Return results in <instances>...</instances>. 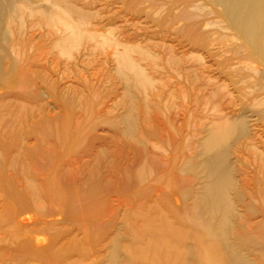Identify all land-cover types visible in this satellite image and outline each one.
<instances>
[{"label":"bare ground","instance_id":"bare-ground-1","mask_svg":"<svg viewBox=\"0 0 264 264\" xmlns=\"http://www.w3.org/2000/svg\"><path fill=\"white\" fill-rule=\"evenodd\" d=\"M82 1L0 0V264L12 263L8 258L11 251L21 257L30 254L44 264H264V0H115L113 5L145 16L148 25L160 33L168 35L175 29L173 32L194 46L206 47L215 35L232 58L239 56L235 72H226L227 78H235L239 85L238 96H232L225 83L205 81L198 72L201 67L182 69L183 60L168 46V65L193 80L192 92L184 94L196 101L197 120L192 131L186 132L190 125L187 127L184 117L181 131L169 133V155L152 150L154 156H160L162 175L148 182L143 172H126L124 186L134 190L140 205L127 215L123 228L116 226L115 233L102 241L94 237L93 244L87 231L70 249L60 244L55 220L48 218L70 217L74 200L96 196L98 183L92 180L87 182V195L71 184L46 190L51 208H45L41 216L25 211L14 220L17 210L42 206L28 195L22 200V192H17L8 178L16 172L24 194L34 183L28 178L30 170L24 158L30 151L25 148L27 128H39L41 134L69 142L71 137L66 127L50 125L45 118L34 120L33 110L12 90L26 89L28 83L36 87L41 81L47 90L55 91L41 77L36 63L30 66L25 60L26 52L37 46L38 40L49 39L58 53L71 57L82 43L96 39L89 4L80 5ZM41 29H46L45 33L36 35ZM30 33L32 39H28ZM136 43H121L110 32L97 44L113 48V70L124 88L120 102L124 113L107 124L141 147L143 161L152 155L148 140L156 139L161 131L153 122V127L146 128L136 116L140 111L160 110L162 103L148 102L155 81L142 65L146 61L159 66V58ZM205 91L208 94L204 95ZM63 101L66 108L74 103L72 99ZM42 224V230L53 233L47 247H41L43 239L34 237L39 229L32 225ZM8 241L19 243V248L12 249ZM58 245L61 254L54 253Z\"/></svg>","mask_w":264,"mask_h":264},{"label":"rangeland","instance_id":"rangeland-1","mask_svg":"<svg viewBox=\"0 0 264 264\" xmlns=\"http://www.w3.org/2000/svg\"><path fill=\"white\" fill-rule=\"evenodd\" d=\"M81 3L89 4L88 14H92L91 22L96 25L92 31L96 37L95 40L82 43L81 47L74 50L71 57L58 53L50 44V40L45 38L38 40L37 46L34 48L31 46L28 51L26 50L25 60L29 62L30 66H33L34 62L36 63L37 71L41 77L45 78L48 84L54 86L55 91L47 90V85L41 81L36 84V87L32 83H28L26 89L12 90L14 95L22 96L26 106L33 110L34 120L45 118L50 125L66 127L71 137V142H69L63 137L58 139L54 136L41 134L39 128L35 130H31L32 127L27 128L28 136L25 148L30 151L26 152L24 158L29 165L28 178L33 179L34 183L32 188H26L27 193L24 194L18 174L11 172L8 178L15 185L14 187H17V192H22V200L26 199V195H28L30 199H36L42 206L37 205L38 207L17 210L13 215L14 220L17 222L25 211L41 216L45 213V208H51L45 192L48 189L71 184L79 193L87 195L90 193L87 182L92 180L98 183L99 193L96 196L92 198L88 196L81 201L74 200L76 203L75 214H71L70 217L66 216L69 218L60 215H56L52 219L48 218L50 221L55 220L54 227L61 236L59 242L64 246V249H70L73 245L72 242L85 237L86 231L90 243L93 244L94 237L95 240L102 241L103 238L111 237L115 233L116 226L122 229L127 215L132 210H137L140 205V198L135 195L134 190L124 186L126 172H143L146 174L148 182L153 181L164 172L162 166L160 168L158 165L160 157L158 155L167 156L165 151H169V133H174L177 129L181 131L184 117L186 120L188 119L187 127L191 126L187 128L186 132L192 131L197 120L194 117L196 101L190 96L186 98L184 93L187 90L192 92L193 80L185 77L187 75L184 71L176 72L168 65L166 59L168 56L165 52L167 49L165 48L171 46L175 55L183 60L182 69L194 67L198 70L201 67L198 72H202V78L205 81L225 83L228 91L235 98L238 96L239 86L234 83L235 78L230 80L226 75V72H235V68L239 67V56L232 58L227 53L228 48L224 47L215 35L211 36L212 39L210 38L207 43V45L210 44V47L207 45L206 47H197L189 40L187 42V39L178 35L177 32H173L175 29H172L168 35L160 33V30L152 24L148 25L145 16H138L133 12L126 11L122 5H113L115 0H83L79 4L81 5ZM41 30L36 35H42L46 29ZM110 32L121 43L132 42L130 44L133 45L137 42L135 45L139 44L148 48L159 58V66H152L146 61L142 62L148 74L155 81V90L149 92L148 102L153 103L160 100L162 103L160 110L140 111L136 116L137 121L144 124L146 128H151L155 123L158 130L161 131L160 136L156 139L148 140L146 146L153 156L150 155L149 159L143 161L139 155L141 147H138L132 140L123 139L107 124L108 120H118L124 113L123 107L120 105L124 97V88L114 72L116 63L112 57L113 48L106 46L104 49L97 44L103 36ZM28 36V39H32L31 33ZM220 49L226 51L223 52ZM227 61L230 65L225 67ZM34 92L35 94H32ZM207 92L205 91L204 95ZM171 94H173V100L169 96ZM64 99L73 100L74 103L70 108L64 106ZM192 113H194L193 116ZM198 115L201 116L203 113L198 111ZM154 146L159 149L156 151ZM152 150L158 155L154 156ZM51 157L53 161L50 159ZM142 162L148 163L143 166ZM25 177L27 179V176ZM1 190L2 188L0 195H3ZM144 192L146 193V189ZM10 206L13 207V203ZM9 208L7 207L6 210ZM66 210L68 211V208ZM39 218L40 221L45 219L44 217ZM39 218L37 217V219ZM32 226L36 230L39 229L34 237L44 240L41 247H47L53 239V233L42 230L43 224L38 225L39 227ZM107 226L109 228H106ZM13 242L8 241V244L13 246L12 249L19 248V243ZM61 245H58V250L54 253L61 254V250H59ZM103 251H105L104 248ZM22 257L15 251L8 253L11 264L39 263L30 254Z\"/></svg>","mask_w":264,"mask_h":264}]
</instances>
